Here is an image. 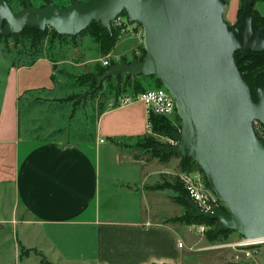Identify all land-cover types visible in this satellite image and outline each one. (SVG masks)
<instances>
[{"label":"water","instance_id":"obj_1","mask_svg":"<svg viewBox=\"0 0 264 264\" xmlns=\"http://www.w3.org/2000/svg\"><path fill=\"white\" fill-rule=\"evenodd\" d=\"M256 1L243 4L236 26L223 18L225 0H70L63 8L25 0L18 11L0 0V22L8 32L31 25L62 36H76L93 21L112 36V22L122 12L129 23L140 24L143 58L110 65L96 77L93 92L112 76L157 77L180 118V128L170 132L172 143L158 150L195 160L224 206L205 212L186 196L193 217L217 220L213 235L231 230L257 241L264 240V140L253 123L264 125V73L255 77L252 95L234 58L236 50L264 49Z\"/></svg>","mask_w":264,"mask_h":264},{"label":"crops","instance_id":"obj_2","mask_svg":"<svg viewBox=\"0 0 264 264\" xmlns=\"http://www.w3.org/2000/svg\"><path fill=\"white\" fill-rule=\"evenodd\" d=\"M239 6L240 0H228L223 18L229 25L237 21ZM53 64L47 56L31 65L10 64L0 94V150L11 161L14 196L38 230L41 254L52 264H183L179 235L158 221L156 212V221L144 219L138 204L142 194L136 196L141 170L136 177L133 172L141 164L116 143L145 135L147 114L141 102L104 111L90 142L62 146L19 138L18 97L51 89ZM130 167L132 177L116 173ZM124 192L137 200L126 209L132 219H113V199L116 194L127 197Z\"/></svg>","mask_w":264,"mask_h":264},{"label":"rangeland","instance_id":"obj_3","mask_svg":"<svg viewBox=\"0 0 264 264\" xmlns=\"http://www.w3.org/2000/svg\"><path fill=\"white\" fill-rule=\"evenodd\" d=\"M7 1L13 11L23 7L21 0ZM31 2L34 7L40 6L36 0ZM253 10L260 18V23L264 25V0H257ZM125 20L133 31L123 32L120 28L114 27L116 25L112 22L113 30L115 29L119 36L113 48L114 53L109 52L107 55H104L99 41L93 37V28H87L76 36H55L52 34V29L48 28L49 35L44 42L41 56L50 57L55 62L56 80L51 89L27 94L21 99L19 106L27 111L21 122L22 132L26 133L29 128L33 129L41 125L42 119L46 116L50 119V123L43 121L44 128L41 130V135L35 132L30 137L39 136V139H42L61 128L62 131L56 132L52 140L65 146L72 143L71 131L78 124L87 125V131L92 132L101 109L106 111L114 108L122 99L133 95L134 79L126 80L124 75L119 80L114 77L103 82L101 89L90 95L87 93L85 83L88 80L86 76L94 74L98 67L104 65V61L109 63L114 61L116 64L124 58L129 62L132 58L142 55L143 27ZM237 21L230 25L236 26ZM27 50L28 45L24 42L17 45L12 38H0V94L7 67L10 64L27 65L33 60L34 56L28 54ZM157 85L156 78L141 79L139 90L151 89ZM84 94L85 98H83ZM62 99L65 105L59 108V101ZM67 100H70L69 103H66ZM144 131V134L148 132L146 129ZM157 139L162 144L170 141L166 137L157 136ZM137 140V138L123 139L119 143L123 150L131 155V159L136 155L137 162L141 164L135 167V171L133 170L135 177L138 168L141 170L139 179L136 180L138 185L142 181L141 192L136 194L137 197L142 194L138 204L144 219L149 217L156 221L153 215L156 212L159 215L158 221L170 225L179 235V242L184 245L183 252L186 257L183 264H264V240L246 244L244 238L234 231L226 239L211 242L206 239L205 232L198 231L197 225L189 227L186 224L168 222L169 219L186 212L185 208L172 199L177 193L171 190L153 191L148 188L164 180L175 181L180 173L179 159L173 157L167 163L151 159L139 146L134 147ZM11 171L10 159H6L5 152L0 150V264H52L39 250L38 230L29 224L28 214L15 199L10 179ZM116 173L122 177H130L132 170L131 167L123 168ZM124 193L127 197L116 194V199H113L116 200L115 206L117 205L113 209V219H132L126 209L130 207L129 203L132 204L137 200H131V196ZM145 193L151 197H146ZM105 201H107L106 197L103 199V214L106 213ZM146 209L151 210L149 214Z\"/></svg>","mask_w":264,"mask_h":264},{"label":"trees","instance_id":"obj_4","mask_svg":"<svg viewBox=\"0 0 264 264\" xmlns=\"http://www.w3.org/2000/svg\"><path fill=\"white\" fill-rule=\"evenodd\" d=\"M38 1V7H42L45 6L46 3H48L49 1H52L54 4H56L57 6L63 8V7H67L70 4V0H36ZM81 1H87V0H81ZM248 1V0H240V7L238 10V21L237 24L240 23V16L243 10V4ZM8 2V1H7ZM31 2V0H30ZM228 0H225V4H227ZM21 4L24 7L25 6V0H21ZM32 4V2H31ZM11 7V6H10ZM22 7V8H23ZM254 14L257 16V23L259 25L260 28H264V25H262L260 23V18L258 17V15L256 14V12L253 10ZM123 15L124 18L127 19V15L125 12H122L119 16ZM138 24V23H137ZM95 25V26H93ZM139 26H141L139 24ZM93 28V37L95 39H97L100 43L101 49L104 50L103 53L104 55L109 54V52H111L113 50V48L115 47V44L117 42V33L116 30H113V35L111 36L110 33L101 26V24L98 21H93L89 26L88 29ZM86 31V30H85ZM84 32V31H83ZM82 33V32H81ZM80 33V34H81ZM52 34L53 35H57V36H62L59 35L57 33H55L52 30ZM49 35V29L46 28L43 31H40L36 26H31V25H25L23 27V29H21L18 32H8L7 30H5V26L4 23L0 22V38H12L13 41L18 45L21 44L22 42L26 43L28 45V54H31L34 56L33 60L28 64L31 65L32 63H34V61L40 57L42 55L43 52V48H44V42L47 39ZM142 55L140 57H134L132 58L129 62H132L135 59L141 60L145 54V50L142 51ZM234 58L236 59V63L238 66L239 71L241 72L242 76L244 77V79L246 80V82L248 83L252 95H254L253 92V84H254V80L255 77L257 76V74L259 73H264V49L261 51H245V50H236L234 52ZM122 60H126V59H122ZM121 60V61H122ZM112 64H115L114 61L112 62H108L107 66H100L97 68V70L95 71L94 74H90L87 75L86 78L88 80H86V84H87V93L88 95L94 93L93 89L96 86V77L102 75L104 73V71ZM56 64L52 65V75H51V80L53 81V83L56 80ZM120 75L119 77H115L112 76L105 81H109L112 78H116L117 80L121 79ZM125 79L126 80H130L133 77H127L126 75ZM156 78L157 81V87L151 88V89H157V88H162L164 87L161 82L157 79V77L155 76H140L137 80H135L134 78V92L132 93L133 95H131L132 98L137 97L140 93L147 91L149 89H142L139 90L140 88V80H144V79H148V78ZM101 87L98 89L100 90ZM92 91V92H91ZM97 91V90H96ZM25 92L24 94H21L18 97V104H17V115H18V136L19 138H25V139H32V140H36V141H49V142H55L52 140V138L54 137V134L58 131H62V129L60 128L59 130H54L53 132H51L49 135H47L46 137H42V139H39V136L32 138L30 137L32 133L38 132L39 134L42 133L41 130L44 128L43 125V121H46L47 123H50V119L47 118L46 116L42 119L43 121L41 122V125L37 126L36 128L33 129H28L26 131V133L22 132V128H21V122H22V118L24 113L27 111L26 110H22L19 106L21 99L27 95ZM32 93V92H30ZM35 93V92H34ZM29 95V94H28ZM85 94L83 96V98H85ZM66 99V98H64ZM64 99H62L61 101H59V108L64 106L65 102L63 101ZM38 101V100H37ZM67 100L66 103H69ZM119 105V103L116 104L115 107H117ZM104 109H101L98 113L97 116V120L100 117V115L104 112ZM96 120V123H97ZM148 122L151 124V131L149 133H146L145 135L141 136V137H137V142L135 143L134 147L139 146L140 149L145 152L147 155H149V157L151 159H157L160 162H164L167 163L171 158L176 157L175 155H166L163 151L158 150V145H161L162 143L157 139V136L159 137H166L168 139H170V132L172 130H177L180 127V118L177 115V113L172 116V117H165V116H158L155 114H151L150 117L148 118ZM95 130H96V124L94 127V130L92 132H88L87 131V125L85 124H78L76 126V128L71 131L72 135L70 136V141L73 143H68V145H77L79 143L82 142H90L93 141L95 139ZM37 133V134H38ZM26 134V135H25ZM38 134V135H39ZM25 137H23V136ZM41 135V134H40ZM33 136V135H32ZM41 138V136H40ZM116 143L121 146V144L119 143V141H116ZM168 144V143H165ZM179 159V168H180V172H197L199 173L206 186L208 188H210V185L208 184L206 177L200 167V165L193 159L189 158V159ZM133 160L137 161L138 158L136 155L133 156ZM148 189H151L153 191H165V190H171L173 193H177L175 194L176 196H173L172 199L175 201V203H177L179 206L185 208V214L181 215V216H176L173 217L171 219L168 220V222H173V223H179V224H186V225H204L207 227V230L205 231V236L206 239L214 242V241H218L220 239H226L228 238V236L234 232L231 230H225V231H221L215 235H213V232L215 230V228L218 225L217 220H208L206 218L203 217H193V213L194 210L191 208V206L186 202L185 198H186V193L185 190L182 186V184L180 183V181L178 180V178L175 179V181H168V180H164L163 182H157L154 185L150 186ZM211 189V188H210ZM178 197V200H176V198ZM44 263V262H43Z\"/></svg>","mask_w":264,"mask_h":264},{"label":"built area","instance_id":"obj_5","mask_svg":"<svg viewBox=\"0 0 264 264\" xmlns=\"http://www.w3.org/2000/svg\"><path fill=\"white\" fill-rule=\"evenodd\" d=\"M123 19V20H122ZM126 19V18H125ZM124 17H117L113 23H115L117 28H120L121 31L132 32L133 28L128 25L127 21ZM130 26V27H129ZM108 62L104 61V66H107ZM133 102H141L147 114V133L151 130V124L148 122V118L151 114H155L158 116L172 117L176 112V102L173 96L165 89L157 88V89H149L140 93L137 97H127L122 99L119 102V105L133 103ZM254 131L257 136L264 140V126L258 121H254L253 123ZM172 143L171 139L168 144ZM178 179L182 184L186 196L189 197L198 207L205 211L209 212L215 208H224L222 202L218 199L216 194L212 191V189L208 188L202 178V176L197 172H180L178 174ZM207 230V227L204 225L198 226V231L204 233ZM179 247H182V243L179 242Z\"/></svg>","mask_w":264,"mask_h":264},{"label":"bare ground","instance_id":"obj_6","mask_svg":"<svg viewBox=\"0 0 264 264\" xmlns=\"http://www.w3.org/2000/svg\"><path fill=\"white\" fill-rule=\"evenodd\" d=\"M260 241H263V240H257V241H255V240H245V242L244 243H253V242H260Z\"/></svg>","mask_w":264,"mask_h":264}]
</instances>
